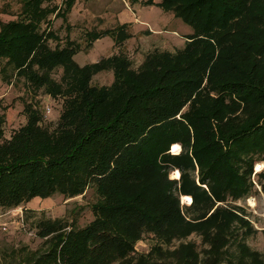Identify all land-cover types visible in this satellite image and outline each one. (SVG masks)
I'll use <instances>...</instances> for the list:
<instances>
[{"label": "trees", "instance_id": "obj_1", "mask_svg": "<svg viewBox=\"0 0 264 264\" xmlns=\"http://www.w3.org/2000/svg\"><path fill=\"white\" fill-rule=\"evenodd\" d=\"M49 1L20 0L21 18L0 21V63L62 98L51 131L27 105L25 124L0 143V209L91 187L97 202L82 228L39 220L42 245L18 264H264V252L241 241L224 258L236 230L252 231L243 211L224 203L249 193L258 161L264 191V0H161L192 34L182 50L147 54L136 70L116 56L79 69L74 42L51 48L57 37L39 27L55 12L43 7ZM58 66L60 84L50 76ZM105 70L112 83L91 85ZM175 144L181 152L170 155ZM179 195L191 197L190 217ZM192 234L206 247L202 256L186 242ZM144 235L158 244L134 258Z\"/></svg>", "mask_w": 264, "mask_h": 264}, {"label": "rangeland", "instance_id": "obj_2", "mask_svg": "<svg viewBox=\"0 0 264 264\" xmlns=\"http://www.w3.org/2000/svg\"><path fill=\"white\" fill-rule=\"evenodd\" d=\"M17 1L19 2L17 3L19 8H21L20 0ZM82 1L86 2V0H81L77 3L76 17L71 19V22L76 25L71 32L72 34L68 33V29L73 28L68 27L67 30H64L62 27L59 31L58 25H54L50 31L48 28L51 25L45 26L50 16L47 17L45 22H41L42 26H40L41 30L50 31L57 37L58 41L49 43L51 48L57 43L59 46V42L64 45L69 37L73 40L77 46V51L71 57V62L79 69L116 56L126 58L130 61L132 68L136 70L142 65L147 54L154 51L175 53L182 50L186 38L192 34V29L189 26L176 18L173 13L167 12L158 6L161 0H152L153 5L151 6H145L146 0H138L136 3H132L131 0H112L115 3L111 8V13L116 15L118 11L123 10L125 15L129 13L131 17L138 19L137 26L124 24L119 29L117 25H121L119 23L122 22H118L116 18H111L106 23V27H100L101 20L99 19L101 18H93L92 20L89 11L85 10L86 12H83L85 5H81ZM66 4L68 5L66 0H59L58 2L50 0L48 3L44 2L43 7L53 9L55 12L51 16L56 20L63 18H59V16L65 15H62V12H66L64 11ZM117 5H121V8H118ZM90 9L94 10L95 14L100 12V9H97L95 5H92ZM19 12L20 9H18ZM56 13L58 15L54 16ZM85 13H87V17L83 15ZM19 17L21 18L20 14ZM96 21L98 25L93 23ZM115 21L116 23H114ZM120 21L124 20L121 19ZM103 32H106V34L100 35ZM67 34L70 36L68 37ZM94 35L99 36L95 38ZM50 76L56 84H60L62 66L56 67ZM112 81V72L107 70L98 72L91 77V85L97 87H108ZM27 105L39 113L41 126L51 131L62 111V98L50 97L45 94L43 89H32L23 79L16 78L11 68H6L0 63V143L9 139L13 132L25 124L26 114L24 109ZM178 147L179 149L174 154L170 152L169 148V154L179 155L181 149L179 145ZM258 162L256 164L258 171H255L253 165L254 173L250 178L252 187L249 193L235 202L228 201L224 203V206L240 208L252 230L250 233H245L243 229L236 230L227 246V253L224 257L226 261L233 258L236 243L239 241L252 251L260 254L264 252V236L262 234V230H264L263 183L260 178L254 175H258L263 171L260 161ZM175 173H178V177L172 179L171 174ZM179 177V172L176 169L169 171V178L174 180L177 186ZM195 179H197L196 173ZM178 198L183 213L186 217H190L187 215L186 207L191 205V197L179 195ZM33 201L28 202L27 206L24 205L23 208L14 212L0 209V264H18L28 253L41 247L42 240L35 236L34 229V225L39 220H60L68 226L84 227L92 220V206L97 202V195L91 187L83 195L72 199H66L59 194H55L44 200ZM186 242L194 243L197 251L201 256L203 255L206 247L202 245L199 236L192 234ZM178 243L174 242L170 249L176 247ZM157 244L158 242L151 236L144 235L134 246V258L139 255H146ZM162 259L161 256H158L154 257L153 260L161 263L163 262Z\"/></svg>", "mask_w": 264, "mask_h": 264}, {"label": "crops", "instance_id": "obj_3", "mask_svg": "<svg viewBox=\"0 0 264 264\" xmlns=\"http://www.w3.org/2000/svg\"><path fill=\"white\" fill-rule=\"evenodd\" d=\"M55 1L58 2L59 0H55ZM67 1H73V2H72V6H71L70 10L63 13V15L65 14L64 16H59V18L60 17H63V18L55 20V18L53 16L48 17V20H47L48 23L45 24V26L51 25V27L48 28L50 31H51V28L53 29L54 25L59 26V31L62 27L64 28V30H67L68 27L73 28V29H68L69 30L68 33H71L75 29L74 27H76V25H74L71 22V19L76 17L77 3L81 0H66V2ZM17 3H19L17 0H0V21L1 22H3V23L9 22V21L16 20L18 18V15L20 14V12L18 13V9H20V8H19V5ZM74 3H76V4L74 5ZM114 3H115V1L112 2V0H86V2L82 1L81 5H85L83 12L89 11L88 13L92 17V20H93V18H95V19L101 18V19H99V20H101L100 27H106V23H108L111 20V18H116L118 22H122V23H119L121 25H119V26L117 25V27L123 26L124 24H127V25L130 24V25H136V26L138 25V24H136V22H138V19L136 20V18L131 17V15L129 13H127L128 15H125L123 10L118 11V13L116 15L111 13L112 12L111 8L113 7ZM92 5H95V7H97V9H100L101 13L99 12L100 13V14L98 13L99 15L95 14V11L90 9ZM135 6H138V5H135ZM117 7L121 8V5H117ZM83 15H85L87 17V13H85ZM121 19H123L124 21H120ZM57 21H59V23H57ZM93 23L98 25L97 21L93 22ZM114 23H116V21ZM96 25H94V26H96ZM40 26H42V24H40L39 27ZM40 29H41V27H40ZM69 36L70 35H68V37ZM68 40L73 42V40H71L70 37ZM23 206H21L17 209L23 208ZM17 209L8 210V212H14Z\"/></svg>", "mask_w": 264, "mask_h": 264}, {"label": "built area", "instance_id": "obj_4", "mask_svg": "<svg viewBox=\"0 0 264 264\" xmlns=\"http://www.w3.org/2000/svg\"><path fill=\"white\" fill-rule=\"evenodd\" d=\"M29 234H31V233H29Z\"/></svg>", "mask_w": 264, "mask_h": 264}]
</instances>
